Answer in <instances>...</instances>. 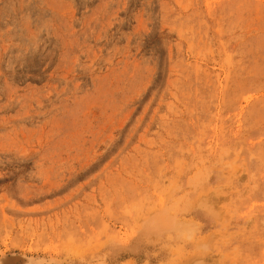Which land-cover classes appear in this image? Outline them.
Here are the masks:
<instances>
[{
  "label": "rangeland",
  "instance_id": "obj_1",
  "mask_svg": "<svg viewBox=\"0 0 264 264\" xmlns=\"http://www.w3.org/2000/svg\"><path fill=\"white\" fill-rule=\"evenodd\" d=\"M0 264H264V0H0Z\"/></svg>",
  "mask_w": 264,
  "mask_h": 264
},
{
  "label": "clouds",
  "instance_id": "obj_2",
  "mask_svg": "<svg viewBox=\"0 0 264 264\" xmlns=\"http://www.w3.org/2000/svg\"><path fill=\"white\" fill-rule=\"evenodd\" d=\"M206 180L203 174L193 178V185L199 186ZM189 201L186 197L177 196L170 203L166 204L161 213V219L156 221L157 227H162L176 235L177 238L186 242H195L199 237V225L185 220V213L188 210Z\"/></svg>",
  "mask_w": 264,
  "mask_h": 264
}]
</instances>
